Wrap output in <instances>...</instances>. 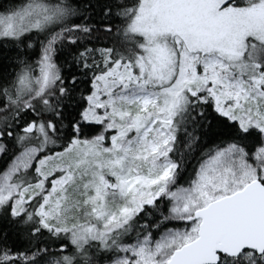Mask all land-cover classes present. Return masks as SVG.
Returning a JSON list of instances; mask_svg holds the SVG:
<instances>
[{
    "label": "snow or ice",
    "instance_id": "6c2138e0",
    "mask_svg": "<svg viewBox=\"0 0 264 264\" xmlns=\"http://www.w3.org/2000/svg\"><path fill=\"white\" fill-rule=\"evenodd\" d=\"M0 264H264V0H0Z\"/></svg>",
    "mask_w": 264,
    "mask_h": 264
}]
</instances>
